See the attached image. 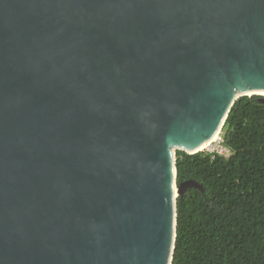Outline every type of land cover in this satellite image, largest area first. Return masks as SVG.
Returning a JSON list of instances; mask_svg holds the SVG:
<instances>
[{
    "label": "water",
    "instance_id": "1",
    "mask_svg": "<svg viewBox=\"0 0 264 264\" xmlns=\"http://www.w3.org/2000/svg\"><path fill=\"white\" fill-rule=\"evenodd\" d=\"M263 93L264 0H0V264H172L177 152Z\"/></svg>",
    "mask_w": 264,
    "mask_h": 264
},
{
    "label": "trees",
    "instance_id": "2",
    "mask_svg": "<svg viewBox=\"0 0 264 264\" xmlns=\"http://www.w3.org/2000/svg\"><path fill=\"white\" fill-rule=\"evenodd\" d=\"M221 137L229 158L177 152V182L203 186L178 197L172 264H264V103L234 104Z\"/></svg>",
    "mask_w": 264,
    "mask_h": 264
},
{
    "label": "built area",
    "instance_id": "3",
    "mask_svg": "<svg viewBox=\"0 0 264 264\" xmlns=\"http://www.w3.org/2000/svg\"><path fill=\"white\" fill-rule=\"evenodd\" d=\"M218 139L219 140L217 142H215V143H217L216 147L213 150H211L210 152L213 154L226 156V153L228 152L229 149L224 145V142L222 141V139H220V137Z\"/></svg>",
    "mask_w": 264,
    "mask_h": 264
},
{
    "label": "bare ground",
    "instance_id": "4",
    "mask_svg": "<svg viewBox=\"0 0 264 264\" xmlns=\"http://www.w3.org/2000/svg\"><path fill=\"white\" fill-rule=\"evenodd\" d=\"M263 95H264V93H263ZM250 97H251V96H250ZM217 137H218V136H217ZM217 137H215V139H213L212 141L206 143L201 149H202V150H206L209 146H211V144H214V142H215L216 140H218ZM221 139H222V141L224 142V139H223V138H221ZM227 155H228V156H227ZM231 155H232V153H231V151H230V149H229L228 152L226 153V156L222 155V157L229 158V157H231Z\"/></svg>",
    "mask_w": 264,
    "mask_h": 264
},
{
    "label": "rangeland",
    "instance_id": "5",
    "mask_svg": "<svg viewBox=\"0 0 264 264\" xmlns=\"http://www.w3.org/2000/svg\"><path fill=\"white\" fill-rule=\"evenodd\" d=\"M216 147V144H214L213 146H209V151L213 150Z\"/></svg>",
    "mask_w": 264,
    "mask_h": 264
},
{
    "label": "clouds",
    "instance_id": "6",
    "mask_svg": "<svg viewBox=\"0 0 264 264\" xmlns=\"http://www.w3.org/2000/svg\"><path fill=\"white\" fill-rule=\"evenodd\" d=\"M220 137V139H221V135L219 136ZM207 152H210V151H207ZM211 153V152H210ZM211 154H213V153H211ZM214 155H218V154H214ZM221 156V155H220Z\"/></svg>",
    "mask_w": 264,
    "mask_h": 264
}]
</instances>
